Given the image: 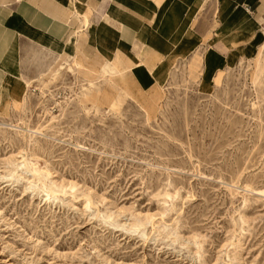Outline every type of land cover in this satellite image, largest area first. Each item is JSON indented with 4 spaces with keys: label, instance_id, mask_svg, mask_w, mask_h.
<instances>
[{
    "label": "rangeland",
    "instance_id": "rangeland-1",
    "mask_svg": "<svg viewBox=\"0 0 264 264\" xmlns=\"http://www.w3.org/2000/svg\"><path fill=\"white\" fill-rule=\"evenodd\" d=\"M21 57L0 79V264H264V47L151 90L84 49Z\"/></svg>",
    "mask_w": 264,
    "mask_h": 264
},
{
    "label": "crops",
    "instance_id": "crops-1",
    "mask_svg": "<svg viewBox=\"0 0 264 264\" xmlns=\"http://www.w3.org/2000/svg\"><path fill=\"white\" fill-rule=\"evenodd\" d=\"M263 47L264 0H0V79L32 49L67 59L84 49L151 90L183 59L215 79Z\"/></svg>",
    "mask_w": 264,
    "mask_h": 264
}]
</instances>
